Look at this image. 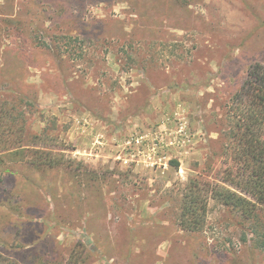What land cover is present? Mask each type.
<instances>
[{
	"label": "rangeland",
	"instance_id": "obj_1",
	"mask_svg": "<svg viewBox=\"0 0 264 264\" xmlns=\"http://www.w3.org/2000/svg\"><path fill=\"white\" fill-rule=\"evenodd\" d=\"M254 65L264 0H0V258L264 264V204L251 222L209 199L201 231L181 226L191 183L226 185Z\"/></svg>",
	"mask_w": 264,
	"mask_h": 264
},
{
	"label": "trees",
	"instance_id": "obj_2",
	"mask_svg": "<svg viewBox=\"0 0 264 264\" xmlns=\"http://www.w3.org/2000/svg\"><path fill=\"white\" fill-rule=\"evenodd\" d=\"M232 102L235 125L225 149L226 185L211 190L195 181L191 183L181 204V226L185 231L203 229L209 199L239 212L251 222L255 207L264 204V67L254 65L249 68L247 79ZM8 114L9 111L0 110V135L15 136L16 121L9 122ZM39 152L36 153V164L48 168L56 165V159L49 152ZM252 228L254 246L264 254V232L257 224ZM0 264L17 263L0 258Z\"/></svg>",
	"mask_w": 264,
	"mask_h": 264
}]
</instances>
